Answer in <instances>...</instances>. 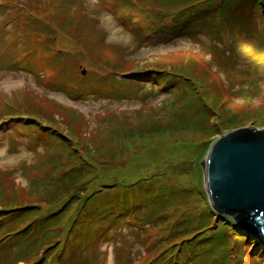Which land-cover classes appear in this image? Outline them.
<instances>
[{"label":"trees","instance_id":"16d2710c","mask_svg":"<svg viewBox=\"0 0 264 264\" xmlns=\"http://www.w3.org/2000/svg\"><path fill=\"white\" fill-rule=\"evenodd\" d=\"M103 1L116 21L140 42H168L183 36L201 42L198 36L204 34L232 49V41L226 37L245 29L246 18L258 22L260 32H249L257 37L258 44L264 41V0ZM23 5L14 11L22 15L13 29H19L23 40L20 52L16 50L14 54L26 64L22 68L37 74L35 82L46 90L121 99L165 92L167 96L159 106L147 111L144 106L141 111L96 113L95 125L89 131L90 118L84 113L26 85L11 95L0 92V121L11 123L19 133L27 135L30 149L44 146L40 152L36 149L35 161L23 172L29 179L27 190L15 183L12 171L0 169V264L79 261L72 246L89 238L88 229L96 230L94 225L100 224L102 218L112 223L118 217L109 210L107 198L110 205L116 203L121 213L137 216L140 226L148 222L154 225L155 239L160 240L156 256L168 257L160 264H189L191 258L194 264H200L201 258L194 257L196 245L210 242L215 230H220L222 236L228 233L242 241L253 240L256 246L251 254L259 259L254 253L264 249L260 227L246 218L243 222L247 225H240L213 207L201 176L204 191L192 193L196 200L186 197L182 214L176 204L180 195L164 193L169 189L190 194L191 187L177 180H185L180 178L185 172L190 176L192 172L199 174L200 159L212 140L228 129L242 126L232 101L225 98L227 92L221 79L214 77L218 73L211 72L200 59L208 67L199 70L201 63L190 52L156 57L146 67L138 68L122 56L124 48L120 45H100L104 37L94 30L95 22L82 16L80 3L26 0ZM64 39L74 45L65 47ZM33 55L37 58L29 60ZM177 56L182 60H176ZM233 76L244 75L237 72ZM242 90L245 89L241 93ZM243 95L250 97L251 93ZM164 148L179 154L186 151L184 157L195 156L196 163H178L180 160H172L170 154L162 155L164 159L156 158L157 150ZM126 149L149 152L151 156L131 170H124L125 165L118 161ZM191 163L200 168L192 169ZM167 177L173 178L169 187L163 182ZM156 186L161 194L153 193ZM163 195L170 197L169 205H142L143 199H163ZM200 198L206 203H200ZM171 206H177L176 210H169ZM90 218L93 220L89 222ZM169 227L174 228L169 243L160 247L166 238L162 233Z\"/></svg>","mask_w":264,"mask_h":264},{"label":"rangeland","instance_id":"374dc122","mask_svg":"<svg viewBox=\"0 0 264 264\" xmlns=\"http://www.w3.org/2000/svg\"><path fill=\"white\" fill-rule=\"evenodd\" d=\"M13 1L17 3L13 4ZM25 1L0 0V92L11 95L12 92L18 91L26 85L29 89H33L40 95H46L65 106L75 107L84 113L90 118L87 126L89 131L95 125L93 118L96 113L108 111L121 112L122 110L136 111L144 106L147 111L150 107L159 106L161 100L167 96L166 92L149 96L138 95L134 99H121L111 96L94 97L92 93L81 96L80 94L66 93L62 90L49 91L44 86L42 87L41 84H37L35 82L38 80L37 74L26 69V67L22 68L26 64L24 65L23 62L20 63L21 58L17 54H14L16 50L20 52V47L23 44L21 35H19V29H13V25L14 27L16 26L22 15L15 14L14 11L19 8V5L25 7L23 5ZM70 1L76 2L77 4L80 3L82 16L84 18L87 17L90 22L96 23L94 24V30L100 32L104 37L103 43H100V45H120L124 48L122 56L128 61H132L138 68L146 67L156 57L166 54L180 55V52L187 54L190 52L196 57L198 62L203 60L208 64L211 72L218 73L214 77L221 79L222 85L227 92L225 98L227 97L232 101L238 115L241 116V120L243 121L241 127L253 126L258 129H264V41L258 44L257 37L254 34H250L249 31H253V33L260 32L258 22L253 21L252 18H246L248 25L245 29L239 30L238 34L232 32L230 33V37L229 35L226 37L228 41L229 39L232 41L230 45L232 49H228V45H225L221 40H216L204 34L198 36L201 42L192 40L186 36L174 38L168 42L159 40L140 42L141 39L136 38L131 30L116 21L114 13L106 4L104 5L103 0H69V3ZM130 15H134V13H130ZM25 31L26 29L23 28V33ZM232 35L234 36L232 37ZM63 45L65 47H71L74 43L70 39H64ZM190 57L189 60H193ZM34 58H37V56L33 55L29 57V60ZM179 58L180 56H177L175 59L178 60ZM201 65L198 68L199 70H204V67H208L204 66L206 65L205 63H201ZM237 72L242 73L244 76H236L234 78L233 75ZM150 87V84L146 83L145 88L149 89ZM153 88L155 87L153 86ZM243 88L245 90H242L241 93L240 91ZM244 92L251 93V96H244ZM159 112L163 111L159 110ZM246 112L248 113L246 114ZM244 114L249 115L246 117ZM135 116L139 117L137 114ZM128 123L132 122L130 121ZM61 127L66 132V128L64 126ZM232 129H228L223 133ZM221 134H218L215 138ZM43 148V144H39L36 148L30 149L27 135L19 133L11 123L8 124V122L0 121V169L6 170L7 172L12 171V177H14L15 183L19 182L20 186L25 190L29 188V179L23 172L26 171L25 168L29 164L35 161L36 149L40 152ZM168 149H161V152L157 150L158 155H155V157L159 159L163 158L162 155L164 154H168V156L170 154L172 160L176 162L177 159L180 160L178 163L183 164L191 160H194L196 163L197 158L195 159V156L190 158L184 157L186 151L180 152L179 154L174 149ZM150 156L151 153L149 152L128 151L126 149L121 154L118 163L125 165L124 170H131L133 166L148 160ZM24 157H27V159ZM195 163H191L193 164L192 169L200 168ZM6 165L8 166L7 168L5 167ZM188 173L190 172H185L180 177L185 180L179 179L177 181L183 183L188 188L191 187L190 194L169 191V189L164 191L166 195H180L176 204L179 205V213L181 212V214L186 207L182 204L188 201L186 197H190V201L196 200V196L192 195V193L194 192L197 195L201 191H204L202 188L203 185L205 188L203 168L199 174L192 172L190 176ZM199 176L202 177L201 182L203 185H201ZM186 177H191V179L188 180ZM163 182H166L164 184L169 187L173 183V178L167 177ZM160 190L156 186L153 193L161 194ZM149 194H152L151 189H149ZM142 198L147 197L143 196ZM104 201L105 199H102L101 202L104 203ZM170 201V197L163 195V199H152L151 197L143 199L142 205L167 206L170 204ZM199 202L206 203L203 198H200ZM110 203L112 202L107 198L106 204L110 206L109 210L118 214L115 222H106V218H102L100 224L94 225L96 230L94 227L89 228L88 231L91 232L89 238L81 239L78 243L79 245L74 244L71 248L76 251V256L79 259V261L75 260L76 262H73V264L165 263L168 260L167 255L159 254L156 256L159 251L158 246L160 245V240L155 239L154 234H156V230L154 229V225L148 222L145 223V226H140V221L137 219V216L134 214H125V212L121 213V210L116 207V203L112 205ZM176 208L177 206H171L169 210H176ZM200 219L201 217L199 216ZM92 220L90 218L89 222ZM173 231L174 228L169 227L167 232L164 231L162 233L166 238H164V243L160 247H164L163 245L166 246L169 243L168 238ZM255 246L256 243L253 240L246 239L242 241L231 234L228 235V233L222 236L220 230H215L210 242L196 245V254L194 257L201 258L200 264H264V249L260 251L256 250V253H254L259 256V259L256 255H252L253 253L251 254V250ZM67 255L69 254L67 253ZM192 263L194 264L193 258L189 260V264Z\"/></svg>","mask_w":264,"mask_h":264},{"label":"water","instance_id":"95a60500","mask_svg":"<svg viewBox=\"0 0 264 264\" xmlns=\"http://www.w3.org/2000/svg\"><path fill=\"white\" fill-rule=\"evenodd\" d=\"M200 165L211 205L240 225L246 219L257 224L264 236V129L245 126L221 134Z\"/></svg>","mask_w":264,"mask_h":264},{"label":"clouds","instance_id":"9594fccd","mask_svg":"<svg viewBox=\"0 0 264 264\" xmlns=\"http://www.w3.org/2000/svg\"><path fill=\"white\" fill-rule=\"evenodd\" d=\"M25 159H27V157H24ZM6 168L8 167L7 165L5 166Z\"/></svg>","mask_w":264,"mask_h":264}]
</instances>
